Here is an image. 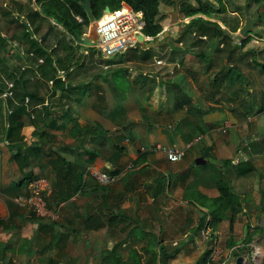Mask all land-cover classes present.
<instances>
[{
    "label": "crops",
    "instance_id": "0c3cea01",
    "mask_svg": "<svg viewBox=\"0 0 264 264\" xmlns=\"http://www.w3.org/2000/svg\"><path fill=\"white\" fill-rule=\"evenodd\" d=\"M32 1L34 10L36 0ZM21 11L25 17L28 11ZM2 22L1 228H6L5 221L10 219H25L29 224L30 213L20 208L15 198L37 176H45L52 186L60 181L57 175L64 172L61 159L83 173L86 187L85 193H76L52 206L55 217L60 215L70 234L79 229V218L86 229V215L96 218L115 214L119 218V211L127 207L134 220L147 219L143 224L136 221L130 227L133 232L139 225L142 232L149 233L146 228H151L157 235L165 232L171 236L179 226L192 230L207 213L208 200L218 196V178L227 180L239 196L240 214L250 210L264 215L260 205L264 193V110H260L264 72L253 62L254 57L264 60V51L255 39L235 46L231 40L234 35L227 36V31L231 32L227 29L218 35H195L191 48H180L182 42L174 47L176 36L168 32L163 35L168 41L158 40L157 51L136 48L106 59L92 46L89 51L81 49L86 47L88 26L83 28V42L77 39L83 46L69 55V69L57 75L61 83H53L42 78L37 63L18 50L28 48L25 26L12 19ZM28 23L33 31L34 24ZM164 30L169 31L167 26ZM64 55L59 52L60 57ZM53 65L56 67V61ZM47 70L51 69L47 66ZM14 75L21 77L13 92L16 97H1L6 82H13ZM224 125H228L225 130ZM156 144L184 149L185 156L178 162H168L159 151L141 152V148ZM198 158L204 163L196 164ZM131 166L134 174L125 181L130 189L125 195L130 201L127 205L125 197L121 198L120 185L115 184L119 178L107 190L94 189L99 183L94 171L117 175L114 171ZM40 223L36 221L33 227L47 229L40 228ZM87 225V231L102 228L96 229L95 221ZM22 232L24 240L29 238ZM190 232L180 239L187 247L190 241H196ZM161 242L165 245L167 241ZM29 251L32 253V249Z\"/></svg>",
    "mask_w": 264,
    "mask_h": 264
},
{
    "label": "rangeland",
    "instance_id": "374dc122",
    "mask_svg": "<svg viewBox=\"0 0 264 264\" xmlns=\"http://www.w3.org/2000/svg\"><path fill=\"white\" fill-rule=\"evenodd\" d=\"M202 1L204 3H211L215 7H219L213 0ZM245 2L246 8L244 10L242 5H244ZM4 3L9 4L4 5ZM223 3L225 5L224 12H216L212 14L211 20L217 21L223 29L232 30L233 37L238 41H241L242 37L237 34L238 29L243 25L246 14L252 16L255 11V5L251 4L248 6L247 0H223ZM190 4L196 5V1L191 0ZM33 7L34 2L32 0H0V25L3 23V20L7 22L11 19L16 20L17 24L20 25L23 24V22H28L29 20L26 15H24L25 17L21 16V10L26 11L27 9H33ZM17 9L21 10L19 11ZM173 10V5L163 0L161 1L159 17L161 18L162 23L167 26V29L169 30L168 32L176 36L172 45L174 47H179V43L182 42L180 48H191V40L194 39L195 35L190 37L188 32H186L184 36L180 37L181 40L177 39L180 36L181 30L185 28L184 24L187 23L186 20L189 18L183 19L182 15L178 13V22L176 24H171L170 14ZM12 11H18V13L14 15L12 14ZM257 21L258 19L253 25V30L245 38L248 37L249 40L255 39L254 42L256 41L255 43L260 49H262V51H264V27L258 24ZM93 25L94 23H90L89 29L87 30L89 31L88 38L84 43V46L86 47H82L81 49L84 48L89 51V46H92L93 40L95 39ZM46 27V24H44V31L47 30ZM189 29L194 30V28ZM23 30H25V28H23ZM39 37L40 36H37V38ZM162 39L163 35L159 36L158 40L161 41ZM41 43L44 45L48 44L47 47H50L55 43V40L54 38L48 37L41 41ZM237 45L239 44H235V46ZM159 47L160 46L158 45L157 47H154L153 50L157 51L159 50ZM137 49H141V47ZM18 50L19 52L22 50L21 54H23L24 57L27 56L26 47H22V49L18 48ZM81 54H83V52ZM81 59H84V57L82 56ZM254 59L255 61L260 62L257 57H254ZM86 62H89V58L86 59ZM88 65L92 66L93 64ZM255 66L258 68L261 67L257 62ZM20 72L23 73L24 71ZM22 73L20 75H23ZM0 79L2 80L1 73ZM188 152L191 154L190 151ZM119 182H116L115 184L120 185L118 189L123 198L130 189L127 182L125 183L122 181L124 185ZM142 195L144 196V194ZM122 201L123 200H121L120 204H122ZM128 203H130V201L128 202L127 197H125V204L127 205ZM121 211L124 216L115 218V227H112L110 223L103 221L102 228L99 227L101 229L97 231H87V229L83 228L81 218H79L78 221L80 222V227L75 231L76 233H72L65 243L60 242V246L59 242L57 246L51 244L55 247L53 249L48 245L49 242H53L54 239L57 240L66 232L68 226L65 221L59 217L60 215L55 217V212L53 210L54 217H49L46 220H40L35 216L28 215L27 218L30 220L28 221L29 224L25 219H10L9 221H5L6 228L3 229L0 227V264H46L45 261L49 256L58 258V260L60 259L59 264H112L113 259L111 260L108 258L110 252H112V255L114 256L112 258H119L120 263L122 264H134V262L139 264H152L157 254V247L154 245L152 246L150 243L152 237H157L161 241H167L164 246L167 249V254L169 256L167 260L168 264H188L196 261L197 258L207 250L209 241L211 240L212 244L214 243L215 245V248L213 247L215 251H213L216 252L219 250L212 264H235L236 258L239 256L246 259L247 264H264V215L258 213L255 215L254 211L249 210L244 214L236 216L232 228L230 227L229 222H225V225L216 228L213 235L211 234V228L202 227L196 230V224L193 226L192 230H190L189 227L188 229H185L184 227L179 226L177 228L178 231L173 232L171 236L165 232H159L157 235L152 232L151 228H146L149 233L145 232V235H140V232H133L130 227L136 225L137 219L134 220L132 210L127 207L121 209ZM36 221L39 223L43 221H47L48 223L49 221H55L58 224L41 231L36 229V227H33ZM145 221H147V219L143 218L137 222L143 224ZM246 225H251L253 227H251V230L254 231L250 233L251 241L242 246V244H245L242 240L246 234ZM22 230L28 234L29 238L26 237L25 240L22 238ZM187 232H190V236L194 235L196 237V241H190L188 247L184 245L182 240H180ZM52 236H54V238L51 239ZM175 241H177V244H174ZM4 246H6L5 249H3ZM18 247L22 249L21 252H19ZM29 249H32V253H30ZM251 251L258 252L255 262L251 259Z\"/></svg>",
    "mask_w": 264,
    "mask_h": 264
},
{
    "label": "trees",
    "instance_id": "16d2710c",
    "mask_svg": "<svg viewBox=\"0 0 264 264\" xmlns=\"http://www.w3.org/2000/svg\"><path fill=\"white\" fill-rule=\"evenodd\" d=\"M87 0H36L35 4L36 7L33 9H27L28 13L26 17H28L29 22L33 26V31L28 29L26 22H23V25L26 28L24 32V36L26 38L28 48L26 49V57L30 61H34L37 63L36 70L40 71V75L42 78L47 80L52 79L53 83H61V78L58 75V69L61 71L69 69L70 59L69 55L73 54L76 50H79L83 44L77 40V36L82 37L83 35V28L88 27L90 25L89 19L86 15L85 10L83 9V5L86 3ZM90 1V8L95 20H99L103 16V12L105 7H109L111 11L118 9L122 3L127 4L129 7L132 8L134 11H141L142 12V21H141V31L145 37H151L152 40H158L159 36L163 35V29L165 24L162 23L161 18L159 17L160 14V5L162 0H89ZM168 2L169 4L174 6V0H163ZM191 0H180L179 4V11L182 15V18H189L188 22L184 24V29L181 30L180 36L177 38L181 40L180 37L184 36L186 32L191 37L193 35H218L222 34L225 29H222L221 26L218 24L217 21L211 20L212 14L216 12H224L225 5L223 0H213L218 4L219 7H215L211 3H204L202 0H195L196 5L190 4ZM248 6L251 4L255 5V11L258 13V21L257 23L264 27V0H247ZM77 17H80L82 21H78ZM206 17V18H204ZM44 24H46L47 30L44 31ZM194 28V30L189 29ZM28 29V30H27ZM238 29V28H237ZM227 31V36H230V33ZM40 36L41 41L45 40L48 35L52 36L55 40V45H51V51H47V45H44L38 42L37 38H34L32 35ZM168 41L167 38H163ZM162 39V40H163ZM232 40V39H231ZM249 38H244L240 46L247 43ZM160 46V45H159ZM143 48L147 52L153 50V48H144L143 43H138L136 48ZM93 48V47H92ZM90 48V49H92ZM134 49V48H133ZM59 52H64L65 55L63 57L59 56ZM258 61L253 60L254 64H260L261 67L259 68L260 72H264V60ZM56 61L57 65L54 67L53 62ZM47 66L51 70H47ZM64 72V71H63ZM13 80V92H16V85L21 83V77L14 75L12 78ZM3 86V85H2ZM1 93V88H0ZM14 97H16V93H13ZM264 100V95L262 96ZM260 110H264V102L261 106ZM15 113V111H14ZM167 160V159H166ZM61 164V168L63 167L64 172L62 176L59 174L57 175L60 177V181L57 180L56 183L52 186L53 192L56 189V193L52 192L49 198V207L52 209V206L59 205V203L66 201L71 196L76 193L83 194L85 193V180L83 179V173H77L75 167H71L67 161L61 159L59 161ZM133 167L126 170H122L124 174L120 170L114 171V173H118L119 180L127 181L134 173ZM138 181V180H137ZM136 182V181H135ZM215 185L218 190V196L215 198H211L208 200L206 204L207 213H205L202 218L199 220L196 230L200 228H204L207 225L211 226L212 235L215 232V229L219 223L222 221H228L230 227L232 228V224L235 221V217L242 212L241 202L239 200V196L233 190L231 185L228 183L227 180L223 178L215 179ZM110 188V184L102 185L100 183L95 184L96 190H107ZM122 198V194H121ZM261 202L260 205L264 207V193H261ZM30 213V212H29ZM119 216H124L123 212L119 211ZM31 216H35L33 213H30ZM102 215H105V212H102ZM118 215L108 216L106 217L99 216L96 218L89 217L86 215L85 217V224L86 229H88V225L91 221L97 222L96 229L103 225V221L108 223H113L115 218ZM36 217V216H35ZM209 217V219H208ZM32 218V217H31ZM37 218V217H36ZM40 220H44L42 218H38ZM35 219V220H38ZM92 219V220H91ZM32 221V220H31ZM57 223L55 221H49V223L43 224L40 223V228H51L54 227ZM4 225L3 221H0V227ZM251 225H246V234L243 238V245L249 243L251 241V234L254 230H251ZM230 228V229H231ZM253 228V227H252ZM69 227L66 228V232L63 233L57 240L54 239L53 242H49V246L51 248H55L53 245L58 244L59 246L61 243H65L67 238L71 235L69 231ZM72 229V228H71ZM137 232H140V235H145V232H142L141 226L137 227ZM71 231H74L73 229ZM54 236L51 237V239ZM61 242V243H60ZM150 243L152 246L157 247V254L153 260L152 264H168V252L164 245H162L161 240L157 237H152ZM53 244V245H51ZM64 246V244H63ZM4 246L3 249H5ZM2 249V250H3ZM112 251V250H111ZM213 251V244L212 240L209 241L207 250H205L196 261L188 264H212L213 261L210 259V255ZM112 252L109 253L108 258L113 259L112 264H122L120 263L119 258H112ZM46 264H59L58 258L49 256L46 261ZM134 264H139L134 262Z\"/></svg>",
    "mask_w": 264,
    "mask_h": 264
},
{
    "label": "built area",
    "instance_id": "2783aa9c",
    "mask_svg": "<svg viewBox=\"0 0 264 264\" xmlns=\"http://www.w3.org/2000/svg\"><path fill=\"white\" fill-rule=\"evenodd\" d=\"M78 21H82L77 17ZM26 21V20H25ZM142 12L134 11L127 4L122 3L121 6L109 13H103V16L96 20L93 25V32L95 39L93 40L92 47L96 49L102 57L108 59L118 54L124 53L127 50L133 49L137 46L138 36L141 31ZM27 27L30 24L26 21ZM31 29V28H30ZM150 39V37H146ZM245 37L242 38V40ZM234 44H239L236 38H232ZM256 42V41H255ZM160 64V61L156 62ZM62 74L63 71H58ZM13 96V82H6V89L1 94V97L7 98ZM29 100L26 97V102ZM47 105V102L44 103ZM228 125L222 127L225 130ZM150 150L161 152L168 162H178L185 156V150L176 146H166L162 144L153 145L152 148H141V152ZM126 170V169H125ZM95 179L102 185H107L115 182L119 175H111L110 173L94 171ZM53 192L51 182L45 176H37L28 182L26 189L15 198V203L27 212L33 213L37 218L47 219L54 217L52 209L49 207V198ZM213 247L215 245L213 243ZM213 248V250H214ZM215 251V250H214ZM210 255L213 261L216 258L217 250ZM258 252L251 251V259L255 262Z\"/></svg>",
    "mask_w": 264,
    "mask_h": 264
},
{
    "label": "water",
    "instance_id": "95a60500",
    "mask_svg": "<svg viewBox=\"0 0 264 264\" xmlns=\"http://www.w3.org/2000/svg\"><path fill=\"white\" fill-rule=\"evenodd\" d=\"M174 10L171 12L170 14V23L171 24H176L178 22V11H179V4H180V0H174ZM83 9L85 10L86 12V15L89 19V22L90 23H95L96 20L92 14V11H91V8H90V1L87 0L86 3L82 6ZM242 8L245 10L246 8V2L244 5H242ZM110 12V9L109 7H105L104 9V12L103 13H109ZM258 19V13L257 11H254L252 16H249L248 14H246L245 16V20H244V23L243 25L238 29V32L237 34L239 36H241L242 38L243 37H246L252 30H253V25L254 23L256 22V20ZM163 35L164 36H167L168 35V31L164 30L163 31ZM77 39L79 41H82V38L77 36ZM138 42L139 43H143L145 48L148 49V48H154V47H157L160 42L158 40H150V39H147L143 33H141L139 36H138ZM195 163L196 164H200V163H204V160L202 158H198L195 160ZM235 264H247V260L244 259L243 257L239 256L236 258V262Z\"/></svg>",
    "mask_w": 264,
    "mask_h": 264
}]
</instances>
